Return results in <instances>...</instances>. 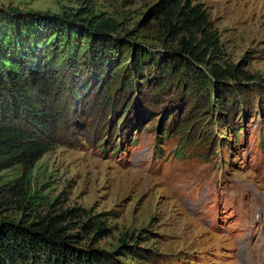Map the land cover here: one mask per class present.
<instances>
[{
	"label": "rangeland",
	"instance_id": "rangeland-1",
	"mask_svg": "<svg viewBox=\"0 0 264 264\" xmlns=\"http://www.w3.org/2000/svg\"><path fill=\"white\" fill-rule=\"evenodd\" d=\"M158 1L0 0V11L35 21L25 40L54 81L36 97L42 128L21 117L49 150L0 170V217L27 223L76 209L61 225L80 234L74 248L106 264H249L240 206L264 213V0H188L217 31L219 63L250 76L218 86L196 62L202 85L185 66L161 73L176 41L159 40ZM57 18L76 19L74 36L46 27ZM101 19L116 23L115 49L96 73L83 34ZM134 46L148 53L143 76L124 86L113 77ZM89 218L108 232H83Z\"/></svg>",
	"mask_w": 264,
	"mask_h": 264
},
{
	"label": "trees",
	"instance_id": "trees-1",
	"mask_svg": "<svg viewBox=\"0 0 264 264\" xmlns=\"http://www.w3.org/2000/svg\"><path fill=\"white\" fill-rule=\"evenodd\" d=\"M153 11L160 17L159 40L176 41L175 59L162 67L163 75L168 71L178 74L185 66L187 77L196 76L197 84L200 81L202 85L207 78L202 71L197 72L196 62L207 70L211 84L216 86L225 80L250 79L239 66L219 63L220 39L199 4L188 0H159ZM75 20L57 18L45 21L48 23L45 25L55 32L61 30L59 36L66 40L77 32ZM34 22L15 9L0 11V170L17 163L33 165L49 150L47 142L32 135L21 122V117L26 115L33 126L42 128L44 123L40 118L45 113L38 109L36 97H43L54 84L49 79L50 69L39 63L34 47L25 40V33L35 35L31 28ZM115 25L110 19L89 22L94 32L83 34L90 38L89 59L96 73L105 72L109 53L115 49L109 35ZM147 54L139 46L132 47L126 70L120 75L116 72L113 79L117 81L120 77V82L127 79L123 83L126 86L133 78L143 76ZM178 64L180 67L174 70ZM77 216V210L71 208L27 223L0 217V264H106L107 260L95 251L74 248L81 240L80 234L68 233L61 222ZM79 228L85 233L94 228L98 236L108 232L102 221L91 218Z\"/></svg>",
	"mask_w": 264,
	"mask_h": 264
},
{
	"label": "bare ground",
	"instance_id": "bare-ground-1",
	"mask_svg": "<svg viewBox=\"0 0 264 264\" xmlns=\"http://www.w3.org/2000/svg\"><path fill=\"white\" fill-rule=\"evenodd\" d=\"M248 226H251V224L249 223V219L247 218V216L243 217L242 224H241V230H244V232L242 234V236H243L242 241H244L250 237H253L254 231L253 230H247ZM243 245L245 248L247 247L246 243H243ZM261 245L263 246L264 243L262 242ZM260 264H264V262L262 261Z\"/></svg>",
	"mask_w": 264,
	"mask_h": 264
}]
</instances>
